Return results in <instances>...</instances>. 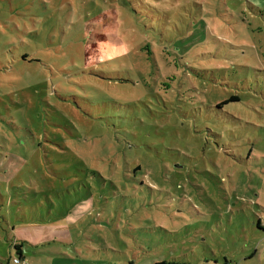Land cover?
<instances>
[{
    "label": "rangeland",
    "instance_id": "374dc122",
    "mask_svg": "<svg viewBox=\"0 0 264 264\" xmlns=\"http://www.w3.org/2000/svg\"><path fill=\"white\" fill-rule=\"evenodd\" d=\"M20 243L264 264V0H0V264Z\"/></svg>",
    "mask_w": 264,
    "mask_h": 264
},
{
    "label": "trees",
    "instance_id": "16d2710c",
    "mask_svg": "<svg viewBox=\"0 0 264 264\" xmlns=\"http://www.w3.org/2000/svg\"><path fill=\"white\" fill-rule=\"evenodd\" d=\"M21 247H22L21 243L20 244H14V249L16 251V257L23 259L22 256H21L22 253L20 251V248ZM155 264H166V263H164V262H158V263H155ZM223 264H236V263H233V262L228 261L227 259H225L224 262H223Z\"/></svg>",
    "mask_w": 264,
    "mask_h": 264
},
{
    "label": "built area",
    "instance_id": "2783aa9c",
    "mask_svg": "<svg viewBox=\"0 0 264 264\" xmlns=\"http://www.w3.org/2000/svg\"><path fill=\"white\" fill-rule=\"evenodd\" d=\"M9 264H27L23 259L14 257L10 260Z\"/></svg>",
    "mask_w": 264,
    "mask_h": 264
},
{
    "label": "crops",
    "instance_id": "0c3cea01",
    "mask_svg": "<svg viewBox=\"0 0 264 264\" xmlns=\"http://www.w3.org/2000/svg\"><path fill=\"white\" fill-rule=\"evenodd\" d=\"M21 256H22L23 260L29 264V262L23 257L22 254H21Z\"/></svg>",
    "mask_w": 264,
    "mask_h": 264
}]
</instances>
